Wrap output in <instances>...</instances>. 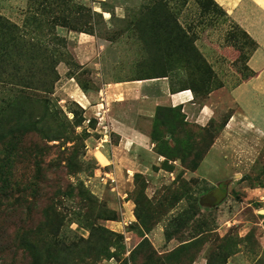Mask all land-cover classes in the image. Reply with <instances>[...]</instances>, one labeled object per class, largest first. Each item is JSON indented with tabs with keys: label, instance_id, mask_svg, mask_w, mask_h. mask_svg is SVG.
<instances>
[{
	"label": "rangeland",
	"instance_id": "rangeland-1",
	"mask_svg": "<svg viewBox=\"0 0 264 264\" xmlns=\"http://www.w3.org/2000/svg\"><path fill=\"white\" fill-rule=\"evenodd\" d=\"M84 19L87 32L76 29ZM19 36L23 49L66 54L51 92L4 86L15 62L4 48ZM256 49L217 0H0V163H19L8 176L29 199L2 201L0 264H264L257 118L202 161L239 110L235 88L257 73ZM166 76L172 90H191L190 118L183 107L158 106L137 120L148 141L122 153L123 134L111 124L118 105L103 90ZM203 104L211 115L200 125Z\"/></svg>",
	"mask_w": 264,
	"mask_h": 264
},
{
	"label": "crops",
	"instance_id": "crops-1",
	"mask_svg": "<svg viewBox=\"0 0 264 264\" xmlns=\"http://www.w3.org/2000/svg\"><path fill=\"white\" fill-rule=\"evenodd\" d=\"M217 1L257 42V49L249 59L251 68L257 73L251 79L235 88L234 93L239 97H237L240 103L239 110H236L231 115L221 135L216 137L202 161H206L205 159L210 153L216 155L219 149L224 146L228 147L229 143L224 141V136L227 133H232L231 129H235V133H237L240 123L246 124L247 117L254 118L255 116L259 121H257V126H259L261 132L257 135L255 131L256 137L262 139L264 135V100H260V96H264V0ZM167 78L166 76L163 78L123 80L119 83L117 81L106 86L105 90H103L102 95L105 101L118 105L116 110L118 117L112 115L111 124L114 129H118L123 134L122 153L127 151L129 145L134 146L136 143H146L148 141L138 130L137 120L142 115L153 116L158 106L172 105L173 107H183L190 118L191 113L189 112L191 111L189 109L194 105L193 96L186 91L188 88L183 86L177 85V89L172 90V82L167 81ZM150 88H158V93H150ZM69 91L78 98H82V95H84L82 91L77 92L74 85L69 86ZM242 92L244 95H237ZM245 96H249L253 102L248 103V99H245ZM99 97L100 93L96 92L92 99L98 100ZM205 106H207V109ZM251 108H255L256 114L252 113ZM261 113L263 114L262 116L260 115ZM210 115L209 104H203L195 111L194 118L200 125H204ZM199 120H203V123L199 122Z\"/></svg>",
	"mask_w": 264,
	"mask_h": 264
},
{
	"label": "trees",
	"instance_id": "trees-1",
	"mask_svg": "<svg viewBox=\"0 0 264 264\" xmlns=\"http://www.w3.org/2000/svg\"><path fill=\"white\" fill-rule=\"evenodd\" d=\"M79 23L80 25L76 29L80 31H86L84 25H87L89 23L91 25L92 22L84 19L83 21L80 20ZM54 37L56 41L62 44L66 41L64 38H60V36ZM58 45L60 44L58 43ZM45 46L46 47L44 50V47H38L37 49H23L22 40L19 36L13 49L7 47L4 48L7 50L8 56L11 53L10 57H13L15 60V62L13 63L14 65L11 68L12 72L10 73L12 78H10L11 80L3 81L4 86H9L12 88V90H19L24 93L29 92V89L51 92L54 88L55 82L59 79L57 64L60 61V58H58V56L63 55L64 53L59 52V49L57 47H49L47 45ZM64 56H66V54H64ZM24 60H26L28 63H25ZM9 63L10 62H5V71L9 69L7 66L9 65ZM13 105H15L14 100L11 101L9 105L10 115L15 114V106ZM16 117L19 121L20 116ZM40 120L41 115H38L36 118H34V122H38ZM24 122L25 120L23 119L22 123ZM13 138L12 148L14 149V145L16 149L20 148V143H22L23 141L21 136L14 135ZM16 155H19L17 151ZM16 155L13 157H16ZM1 161L3 162L0 163V208L9 199H13L14 201H19L22 199V202L27 203L29 201L27 196L16 192V186L23 183L18 180L14 181V178H10L8 176L11 173V170H14V168L16 169V167H18L19 163L17 165L14 164V162L16 161L14 158L12 159V161L6 159H3ZM3 200L6 201L2 202ZM40 205L41 202H39V206ZM30 235L31 232L27 237L23 238H28Z\"/></svg>",
	"mask_w": 264,
	"mask_h": 264
},
{
	"label": "bare ground",
	"instance_id": "bare-ground-1",
	"mask_svg": "<svg viewBox=\"0 0 264 264\" xmlns=\"http://www.w3.org/2000/svg\"><path fill=\"white\" fill-rule=\"evenodd\" d=\"M186 91H187V92H190V94L193 95L192 92L190 91V89H189V90L187 89ZM191 98H192V97H191ZM192 99H193V98H192Z\"/></svg>",
	"mask_w": 264,
	"mask_h": 264
}]
</instances>
